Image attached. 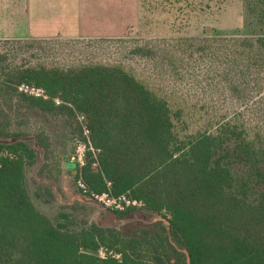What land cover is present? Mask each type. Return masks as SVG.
Instances as JSON below:
<instances>
[{"label": "trees", "instance_id": "16d2710c", "mask_svg": "<svg viewBox=\"0 0 264 264\" xmlns=\"http://www.w3.org/2000/svg\"><path fill=\"white\" fill-rule=\"evenodd\" d=\"M192 2L182 11L201 5ZM135 55L182 79L184 72L241 106L264 92V36L158 40L137 47ZM0 80L4 95L32 109L86 118V162L75 168L88 197L126 196L164 214L189 264H264L263 129L236 118L182 137L185 107L174 109L122 65L15 67L0 70ZM23 85L43 90L47 99L21 93ZM0 138L10 141L0 144V264H156L144 256L149 241H127L98 225L69 231L65 215L56 226L28 190L26 166L36 152L3 123ZM102 249L121 258L102 259Z\"/></svg>", "mask_w": 264, "mask_h": 264}, {"label": "rangeland", "instance_id": "374dc122", "mask_svg": "<svg viewBox=\"0 0 264 264\" xmlns=\"http://www.w3.org/2000/svg\"><path fill=\"white\" fill-rule=\"evenodd\" d=\"M144 1L151 9L148 13L143 11ZM189 1L201 5L191 13L183 12ZM128 18L118 31L122 37L103 42L47 40L37 44L30 43L31 40H0V70L122 65L153 92L168 98L174 109L185 107L187 125L178 124L182 137H193L236 118L264 130V92L248 107L241 106L217 89L205 91L204 85L194 84L184 72L182 79L157 60L135 55L137 47L158 40L264 36V0H139L137 15L130 13ZM155 46L152 43L151 47ZM2 88L0 80V123L8 131L21 134L36 152L35 161L26 166V180L31 199L40 212L56 226L62 224L61 217L65 215L69 231L98 225L119 231L127 241H149L144 256L156 264H189L187 253L171 232L164 214L137 207L131 214L121 215L123 212L82 193L75 164L82 168L86 162L88 149L83 138L89 139L87 120L81 115L71 118L32 109L19 98L4 95ZM9 142L0 138V144Z\"/></svg>", "mask_w": 264, "mask_h": 264}, {"label": "crops", "instance_id": "0c3cea01", "mask_svg": "<svg viewBox=\"0 0 264 264\" xmlns=\"http://www.w3.org/2000/svg\"><path fill=\"white\" fill-rule=\"evenodd\" d=\"M139 0H0V40H90L118 33Z\"/></svg>", "mask_w": 264, "mask_h": 264}, {"label": "built area", "instance_id": "2783aa9c", "mask_svg": "<svg viewBox=\"0 0 264 264\" xmlns=\"http://www.w3.org/2000/svg\"><path fill=\"white\" fill-rule=\"evenodd\" d=\"M19 90L21 93H24V94L32 95L35 97H43V98L47 99L45 92L43 90H40V89H36V88H32V87L23 85L20 87ZM58 104H60V103L58 102ZM82 119L86 120V118L84 116H82ZM86 130H87V128H86ZM87 132L89 133L88 130H87ZM79 187L81 188L82 193L84 195L88 196V189H87L85 183L82 181V179L79 180ZM89 198L98 200V201L102 202L106 207L113 208L114 210H117L118 212H125L130 207H135V208L143 207L142 203H139L137 201H133V200L127 198L126 196H122L120 198H113L107 194H104L102 196L93 194L92 197H89ZM98 256L102 259H106L108 256H112V257L117 258V259L121 258L120 256H118V255L116 256L113 253L108 255L107 251L104 249L100 250Z\"/></svg>", "mask_w": 264, "mask_h": 264}]
</instances>
